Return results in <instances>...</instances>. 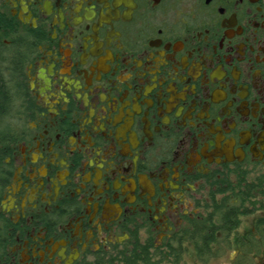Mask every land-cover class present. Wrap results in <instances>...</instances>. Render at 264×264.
<instances>
[{
	"label": "flooded vegetation",
	"instance_id": "flooded-vegetation-1",
	"mask_svg": "<svg viewBox=\"0 0 264 264\" xmlns=\"http://www.w3.org/2000/svg\"><path fill=\"white\" fill-rule=\"evenodd\" d=\"M0 264H264V0H0Z\"/></svg>",
	"mask_w": 264,
	"mask_h": 264
}]
</instances>
